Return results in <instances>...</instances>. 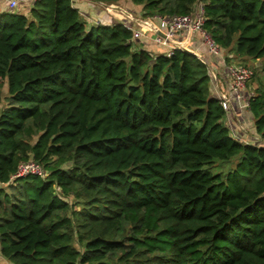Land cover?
Wrapping results in <instances>:
<instances>
[{"label":"trees","instance_id":"16d2710c","mask_svg":"<svg viewBox=\"0 0 264 264\" xmlns=\"http://www.w3.org/2000/svg\"><path fill=\"white\" fill-rule=\"evenodd\" d=\"M73 1L0 11L1 257L264 264V146L231 135L208 66L182 49L134 48L120 22L87 26ZM93 1L141 5L143 17L200 2L222 53L264 68V0ZM248 111L264 140V83ZM28 160L47 175L11 180Z\"/></svg>","mask_w":264,"mask_h":264},{"label":"built area","instance_id":"2783aa9c","mask_svg":"<svg viewBox=\"0 0 264 264\" xmlns=\"http://www.w3.org/2000/svg\"><path fill=\"white\" fill-rule=\"evenodd\" d=\"M30 5H33L37 0H27ZM19 5L18 0H6L5 9L8 12H14ZM105 7V6H104ZM105 9L109 12L115 10L114 5H107ZM120 17L113 16L119 20V22L126 29L132 32L131 41L134 43L136 40H141L143 37H148L159 48H163L165 51L161 53L170 56L175 50H186L196 55L202 62L208 66V61L205 56L201 54L197 48L187 47V43L193 36L197 35L200 39V44L206 50V52L215 57H223L220 47L216 44L210 34L203 29L204 23V9L202 4L197 2L193 10L189 14L185 15H172V16H160L154 15L149 17H143L142 14L135 16L131 12L120 9ZM124 19L132 20L134 27L128 26ZM180 34H184V41H179L177 37ZM211 83L216 82L215 72L208 67ZM228 73V91L221 92L219 94V102L223 109L227 112L235 110L239 111L248 110L249 100L253 93H247L245 91L246 83L254 75L253 69L249 66L242 64L231 63L227 65ZM35 175L44 178L47 175V171L32 160L20 162L17 166L16 172L11 176V180L17 177H23L26 175Z\"/></svg>","mask_w":264,"mask_h":264},{"label":"crops","instance_id":"0c3cea01","mask_svg":"<svg viewBox=\"0 0 264 264\" xmlns=\"http://www.w3.org/2000/svg\"><path fill=\"white\" fill-rule=\"evenodd\" d=\"M5 1L6 0H0V11L1 9L6 11L5 5H4ZM18 1L21 7V12L20 13L16 12V13L24 14V15L28 14L32 5H30V3L27 0H18ZM73 2H74L73 3L74 7H76L79 10L87 26L94 25V24L96 25L99 23L107 24V25L119 23V20L113 17L114 15L105 11V7H107L108 4L93 1V0H74ZM114 6H117V7L121 6L120 8L131 12L135 16H137L138 13L142 14L141 5H135L130 2H120V3L115 4ZM124 22L128 26H131V27L135 26L132 20L130 19H124ZM184 38H185L184 34H180L177 37L179 41H184ZM139 42H140L139 45L134 43L135 45L134 48L145 49L147 51H150L152 54H159L162 51H165L163 48L157 47L152 42V40L148 37H143L141 41ZM187 47L197 48V50L201 54H203V56H205V59L208 61V67H210L217 75L216 82L211 83L212 95L215 96L216 98H219V94L221 92L226 93V91H228V88H227L228 87V73L226 70L227 65L225 64L223 57H215L213 55L208 54L205 48L201 46L200 39L197 35L192 37V39L187 43ZM227 56L231 58L233 55L228 53ZM241 59L243 60V58ZM223 123L229 128L231 135L235 139H238L241 142L255 144V145H257L258 142L259 143L261 141L264 142V140H261L260 136L255 132L252 116L251 115L247 116L246 110L239 111L237 108H235V110L227 112L225 117L223 118ZM237 128L239 129L238 131H237ZM262 145L264 146V144Z\"/></svg>","mask_w":264,"mask_h":264},{"label":"rangeland","instance_id":"374dc122","mask_svg":"<svg viewBox=\"0 0 264 264\" xmlns=\"http://www.w3.org/2000/svg\"><path fill=\"white\" fill-rule=\"evenodd\" d=\"M20 7V4L18 6V8L14 11V13H20L21 12V7ZM121 7V6H119ZM122 9V8H121ZM120 9H115V10H112V12H109L105 9V11H107L108 13L114 15V16H117V17H120V12H119ZM125 10V9H123ZM127 11V10H125ZM129 12V11H128ZM135 13V12H134ZM141 14V13H140ZM141 40H136L134 41V43L136 44H140ZM228 52L224 51L222 56H223V60L225 62L226 65H229L231 63H234V64H247L249 65V67H251L253 69V72H254V75L252 76V78L246 83V87H245V91L247 93H253L256 91V89L258 88V86L262 83H264V68H263V62L258 60V61H250V60H247V61H244L242 60L241 58L237 57V56H232L231 58L227 56ZM227 60V62H226ZM222 72V70H221ZM216 78H217V75H216ZM211 82V81H210ZM212 94V92H211ZM1 96L3 98V102H2V105H5V101H4V97L7 96V87H6V83L5 81L3 82V85H2V88H1ZM250 115L249 111L247 110V116ZM240 123V122H239ZM238 123V124H239ZM239 129L237 128V131ZM260 141V140H259ZM257 142V141H256ZM262 145L264 144V142H258L257 145ZM235 166V162H232V163H223V164H216V165H213L212 166V171L214 172H220L221 170L224 171L225 173L230 171L231 169H233V167ZM0 264H9L7 261H5L1 255H0Z\"/></svg>","mask_w":264,"mask_h":264},{"label":"water","instance_id":"95a60500","mask_svg":"<svg viewBox=\"0 0 264 264\" xmlns=\"http://www.w3.org/2000/svg\"><path fill=\"white\" fill-rule=\"evenodd\" d=\"M115 9H121L120 7L115 6Z\"/></svg>","mask_w":264,"mask_h":264}]
</instances>
